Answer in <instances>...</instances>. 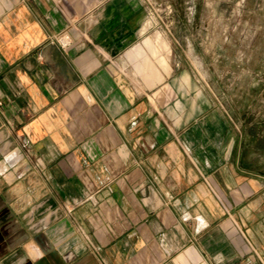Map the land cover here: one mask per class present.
Here are the masks:
<instances>
[{
  "label": "crops",
  "instance_id": "crops-1",
  "mask_svg": "<svg viewBox=\"0 0 264 264\" xmlns=\"http://www.w3.org/2000/svg\"><path fill=\"white\" fill-rule=\"evenodd\" d=\"M147 32L140 0H0V264H264V99L184 98Z\"/></svg>",
  "mask_w": 264,
  "mask_h": 264
},
{
  "label": "rangeland",
  "instance_id": "rangeland-1",
  "mask_svg": "<svg viewBox=\"0 0 264 264\" xmlns=\"http://www.w3.org/2000/svg\"><path fill=\"white\" fill-rule=\"evenodd\" d=\"M140 1L149 38L130 57L137 59L146 51L145 67L147 62L159 71L149 73L157 82L162 77L156 61L165 70V83L175 79L184 98L191 95L213 106L223 101L233 114L238 94L249 88L253 94L257 86L262 104L264 0ZM138 62H132L133 71Z\"/></svg>",
  "mask_w": 264,
  "mask_h": 264
},
{
  "label": "built area",
  "instance_id": "built-area-1",
  "mask_svg": "<svg viewBox=\"0 0 264 264\" xmlns=\"http://www.w3.org/2000/svg\"><path fill=\"white\" fill-rule=\"evenodd\" d=\"M54 39L64 49L71 48L75 45V40L70 30H65L60 34H57Z\"/></svg>",
  "mask_w": 264,
  "mask_h": 264
},
{
  "label": "bare ground",
  "instance_id": "bare-ground-1",
  "mask_svg": "<svg viewBox=\"0 0 264 264\" xmlns=\"http://www.w3.org/2000/svg\"><path fill=\"white\" fill-rule=\"evenodd\" d=\"M146 67L147 70H149L150 73H152L153 75L155 74H159V71H157V69L155 67H153L152 65H150L149 63L146 62ZM149 77V76H148ZM148 79V78H147Z\"/></svg>",
  "mask_w": 264,
  "mask_h": 264
}]
</instances>
